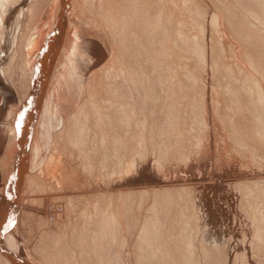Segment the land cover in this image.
Wrapping results in <instances>:
<instances>
[{
    "label": "rangeland",
    "instance_id": "obj_1",
    "mask_svg": "<svg viewBox=\"0 0 264 264\" xmlns=\"http://www.w3.org/2000/svg\"><path fill=\"white\" fill-rule=\"evenodd\" d=\"M32 1L22 0L8 16L5 29L0 31V123H4V126L0 124L4 130L0 139V184L11 170L14 153L9 152L15 140L11 129L13 112L22 99L18 86L20 66L11 57L22 33L27 31L25 13ZM190 4L185 11L179 6L169 33L167 19L162 14L164 26L154 32L155 36L159 34V40L149 41L148 60L155 58L153 51L161 40H164V55L159 51L162 69L158 74L149 60V74L145 78L150 83L157 78L164 82L173 78L175 100L161 112L157 127L148 124L150 134L143 144L130 139L131 150H142L124 159V165L130 168L122 171L119 154L115 157L110 154L114 166L111 173L107 172L109 162L104 160V152L97 151L99 138L94 130L91 135L88 133V142L82 150L73 146L81 159L74 163L67 157L69 145L60 141L54 158H59L61 163L45 169L54 135L46 154L40 151L43 163L38 172L42 185L34 184L32 191L27 188L18 203L19 197L15 198L12 212L15 222L11 227L16 223L21 246L30 255L42 260V255L45 258L50 251L57 264L64 258V264H92L100 256L105 264H119L120 258L127 264H138L140 260L143 264H264V150H257L243 133L251 121L243 104L239 111L232 102L242 82L231 70L232 63L239 61L264 86L255 53L264 56V0H194ZM215 14L219 16L216 23ZM14 15L21 16L17 30L12 31ZM75 20L72 22L78 26V43L94 55L92 59L83 58L79 64L86 83L93 70L108 63L110 53L117 50L114 52L117 56L123 48L121 43L117 44L118 37H112L107 30L101 32L100 28L110 27L102 11ZM11 32L17 42L13 49L4 41ZM213 36H217L220 45H212ZM167 55L173 57L170 63L165 60ZM116 62L120 74L127 75L122 64ZM7 76H13L15 83L8 81ZM103 77L99 75V80ZM133 85L130 81V88ZM67 91L61 90L66 92L64 95ZM70 116H65L68 120L64 118L62 125L68 123ZM171 117L175 119L172 124ZM237 132L241 141L236 137ZM19 192L22 193L21 189ZM161 192L166 196L171 194V200L159 199ZM106 194L124 196L121 203L126 210L128 230L122 236L118 231L109 236L106 228L96 222L97 216L104 214L102 196ZM119 203L115 201L114 205ZM122 239L125 246L119 250L118 240ZM100 240L105 246L109 244V250L95 249ZM36 246H44L46 251L41 255L34 250Z\"/></svg>",
    "mask_w": 264,
    "mask_h": 264
},
{
    "label": "bare ground",
    "instance_id": "obj_2",
    "mask_svg": "<svg viewBox=\"0 0 264 264\" xmlns=\"http://www.w3.org/2000/svg\"><path fill=\"white\" fill-rule=\"evenodd\" d=\"M21 1L0 0V31L5 29L4 26L7 23L8 16ZM193 1L49 0L45 3L43 0H33L31 4H27L28 9L26 7L27 13L25 14L28 15V28L26 32L24 31L25 33H22L19 39L20 44L15 47L16 51L11 57V61H18L20 66L21 77L20 81H18V86L21 89L22 99L18 108L13 112L14 126L11 129L14 132L15 140L14 146L11 148L14 151L12 152L10 149L11 152H9L10 155L14 153L11 170L3 177L0 184V264H57L55 263V256L50 251L47 252V257L44 258V255H42L46 251L44 246H36L34 249L42 255V260L36 257V254V256L30 255L21 246L19 234L15 230L16 223L14 227H11L12 223L15 222L14 215H12L13 207L16 204L14 200L19 197L17 199L18 203L21 200V196L28 190L27 188L32 191L34 189L33 185L40 183L41 177H39L38 167L43 161V156H40V154H46L49 150L52 137L55 136V142L52 147L53 150H51L48 159H46L47 162L44 161L46 162L45 169L49 170L50 166L57 167L58 164L56 165V163H61L59 158H54V151L58 149L60 141L63 144L66 141L69 145V148L67 147L69 149L67 157L71 163H74L75 160H81L74 152L73 146L82 150L88 142V133L91 135V130L98 134L97 151L101 150L104 152V160L109 162L107 172H110L114 166L112 157H115V154H119L120 163H123L121 164L122 171L130 168L126 167V164L124 165V159L126 157H134L142 151L136 148H134V151L133 149L131 150L133 146H129L130 139L136 141L137 144H143L145 137L150 134L148 124L152 126L153 123L157 127L161 112L166 110L165 108L170 106L175 100L173 78L166 82L157 78L151 83L145 78L149 74V60L153 67L155 66L157 69L156 74H158V71L162 69L161 61L158 60L159 51L164 55V47L162 46L164 40L160 39L163 42L159 43L153 51L155 58L148 60L149 41L159 40L157 38L159 34L155 36L154 32L158 31L161 25L164 26L162 14L167 19L169 25L167 31L169 33L176 20L179 6L181 5V11H185L191 6L190 3ZM185 5H188V7H184ZM98 10L102 11L106 19L110 21V27L100 28L101 32L107 30L108 33L112 34V37H118L116 39L118 43L113 40L118 45L121 43L123 51L122 53L120 52L121 54L118 52L119 54L117 53L118 55L116 56L114 52L117 50L114 52L111 50L113 53H110L111 57L108 63L95 71L93 70L91 72L92 75L89 78L87 77L88 80L84 83V76L80 75L83 72L82 66L79 64H81L80 62L83 58L92 59L94 55L80 45L81 43H78V26L72 22V19H79L80 16L89 18V15H98ZM22 14L23 11L21 12ZM21 15H14V20L10 25L12 31L17 30ZM213 19L216 23L219 21V16L215 14ZM91 24L92 26L95 25V23ZM4 41H6L5 44L9 49H13V45L16 42L14 33L11 32L7 40L4 39ZM4 41L1 40V42ZM212 42V45H215V43L221 44V42H218L217 36L212 37ZM255 53L258 57H256L257 68L264 75V56L261 53ZM88 60L86 61L88 62ZM165 60L170 63L173 57L167 55ZM252 60L254 59L251 58ZM116 61L122 64L127 75L120 74L121 69L116 68ZM203 62H205V59ZM158 63L160 64L158 65ZM240 63L235 61L231 66V70L238 76L237 79L242 82L241 90L234 94L232 102L236 107L240 108L239 111H241V104H243L244 110L247 111L251 121L247 126V131L243 133L250 138L257 150H264L263 82ZM205 65L203 64V66ZM109 71L112 73H109ZM226 71L228 70L226 69ZM99 75H103L105 78L103 77L99 80ZM230 75L232 79L236 80V76L231 73ZM91 76L93 78L90 80ZM7 79L11 83H15L13 76H7ZM130 81L134 84L131 88ZM62 89H67L69 93L64 95L66 92H61ZM205 110H207V106ZM71 111L72 113H70ZM148 113H150L149 115L152 118L147 116ZM67 114H71L69 121L62 125L64 118H66V122L68 120L65 117ZM154 115L157 116L154 118ZM169 119L171 124L175 122L173 117ZM0 124L4 126V123ZM204 126L206 127V124ZM2 131L4 130L0 127V139ZM236 137L238 140H242L238 132ZM173 139L174 136L171 141ZM110 154L111 156L113 154L111 159L109 158ZM65 167L66 164L61 170H64ZM24 184L26 186L25 190L23 189ZM20 189L22 193L19 192ZM19 193L21 194L18 196ZM166 193L168 195V192ZM157 197L171 200L169 197H172V195L166 196L165 193L163 195L161 192ZM102 198L105 201L103 204L105 207L104 214L98 215L96 222L106 228L109 236L114 231H118L120 236H122L121 234L124 235L128 230L126 210L123 203H121L124 200V196L118 195L117 198L106 194ZM118 200L120 203L115 206L114 202H118ZM70 204L72 206L73 201ZM95 234H98L97 230ZM92 238L96 239L95 236ZM100 243L101 245H99ZM84 245L85 241H82L81 247L84 248ZM123 245L125 246V241L122 239L119 242L118 240L119 250H121ZM94 246L96 250H109V244L105 246L101 240ZM116 255L119 254L116 253ZM15 257H20L22 260L20 259L21 261H19ZM111 257L113 256L111 255ZM182 260L180 261L182 262ZM64 261L61 264H64ZM119 261V264H127L122 258ZM105 263L100 256V260L97 257V260L92 264ZM138 264H143L142 260Z\"/></svg>",
    "mask_w": 264,
    "mask_h": 264
}]
</instances>
